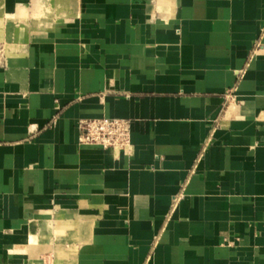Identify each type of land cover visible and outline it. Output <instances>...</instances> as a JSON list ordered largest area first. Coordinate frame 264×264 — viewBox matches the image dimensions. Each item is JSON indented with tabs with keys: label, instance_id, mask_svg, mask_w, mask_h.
Masks as SVG:
<instances>
[{
	"label": "crops",
	"instance_id": "1",
	"mask_svg": "<svg viewBox=\"0 0 264 264\" xmlns=\"http://www.w3.org/2000/svg\"><path fill=\"white\" fill-rule=\"evenodd\" d=\"M0 264H264V0H0Z\"/></svg>",
	"mask_w": 264,
	"mask_h": 264
},
{
	"label": "built area",
	"instance_id": "2",
	"mask_svg": "<svg viewBox=\"0 0 264 264\" xmlns=\"http://www.w3.org/2000/svg\"><path fill=\"white\" fill-rule=\"evenodd\" d=\"M242 72L243 69H240L237 78H240ZM235 88L236 85L225 91L223 109L227 103L235 99ZM78 127L80 129V143L96 145L101 148H112L114 150H127L130 146V120L127 118L104 116L84 118L79 120ZM209 136L201 147L200 156L208 144ZM181 197V192L172 196L168 216L166 218L174 211Z\"/></svg>",
	"mask_w": 264,
	"mask_h": 264
}]
</instances>
